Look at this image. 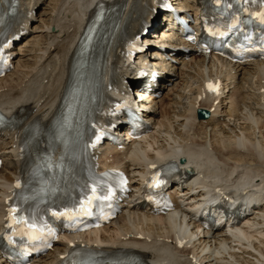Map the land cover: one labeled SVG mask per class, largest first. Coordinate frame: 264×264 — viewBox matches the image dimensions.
<instances>
[{"label": "bare ground", "instance_id": "bare-ground-1", "mask_svg": "<svg viewBox=\"0 0 264 264\" xmlns=\"http://www.w3.org/2000/svg\"><path fill=\"white\" fill-rule=\"evenodd\" d=\"M171 1L180 11H196L195 0ZM158 3L21 0L17 9L15 0H3L0 55L10 37L23 32L20 40L27 34L30 38L9 50L15 68L0 78V112L13 118L11 127L0 131V231L4 223L12 233L27 229L15 222L20 217L39 226L45 211L82 213L76 209L90 194L86 185L99 182L113 195L117 173L125 176L129 189L122 213L110 225L59 239L31 264H101L94 260L96 253L108 258L126 252L151 264H264V62L197 55L173 32L163 31L159 39L163 18L156 14ZM42 6L38 16L36 9ZM113 8L118 21L109 31L101 66L78 46L85 28L89 40L97 36L102 19L90 20L94 11ZM258 11L264 12V0H259ZM144 18L151 20V31L140 45L146 49L126 64V47ZM149 66L158 69L157 81L150 85L153 93L160 94L166 84L177 87L176 78L182 83L168 114L159 119L163 102L152 99L143 115L147 135L121 147H96L104 127L118 123L121 128L116 109L127 98L128 87L137 85L135 74ZM206 78L214 80L218 91L203 90ZM184 95L192 99L187 108ZM197 108L205 109L208 118L198 120ZM7 122L0 117V124ZM52 158L58 161L55 166ZM181 158L168 188L174 209L155 215L140 208L145 177ZM207 194L248 199L251 213L244 225L227 231L201 229L194 210ZM0 264H7L1 253Z\"/></svg>", "mask_w": 264, "mask_h": 264}, {"label": "snow or ice", "instance_id": "snow-or-ice-1", "mask_svg": "<svg viewBox=\"0 0 264 264\" xmlns=\"http://www.w3.org/2000/svg\"><path fill=\"white\" fill-rule=\"evenodd\" d=\"M257 17L260 19L261 23H264V12H260L256 14ZM209 91H215L216 89L213 87V85L209 84L208 86ZM62 167V165H59ZM156 178H153V186L156 183ZM17 187H19V183H17L16 185ZM86 187L90 188V194H88L86 196V199H82L80 201V206L79 209H76V211L78 212H87V210L89 209V207L92 205L93 201H97V200H108L110 199L112 192L111 189L109 188L107 190V192H104L101 187H100V183L99 182H95L91 185H86ZM98 190L100 192V194H98ZM49 191H52V189H49ZM11 213H15L16 209L13 208L10 210ZM55 216H68L70 215V213L68 211H64V212H53L52 213ZM18 224H23V225H27V229H28V234L32 237V238H38L37 234L40 233L42 234L45 229L47 228L46 225H44L43 227H40L37 225L36 222L34 221H26L24 219V217H20L19 220L15 221ZM11 227V225H10ZM48 231L50 232L51 230L48 229Z\"/></svg>", "mask_w": 264, "mask_h": 264}, {"label": "rangeland", "instance_id": "rangeland-1", "mask_svg": "<svg viewBox=\"0 0 264 264\" xmlns=\"http://www.w3.org/2000/svg\"><path fill=\"white\" fill-rule=\"evenodd\" d=\"M44 10V7H39L36 9V14L39 16V14L41 12H43ZM34 24H38V23H34ZM30 38V36L27 34V36H25L20 42L21 45H24L26 43H28V39ZM152 51V49L149 50V52ZM175 82L178 84L177 87L174 85V83H171L169 84V86L166 84V88H162L161 90V94L158 98V101L160 102H163V108H162V105L160 103V106H159V113H160V116H159V119H161V117H164L166 114H168V106L169 104H171L174 100V95L175 94H178V89L182 86L181 84V81H179L178 78L175 79ZM172 87V88H171ZM182 102H183V105L187 108L188 106H190V104L192 103V99L190 97V95H184L183 99H182ZM191 102V103H190ZM189 103V104H188ZM188 104V105H187ZM166 106V107H164ZM161 108L163 109V111L165 112H161ZM167 109V110H166ZM163 113V114H161Z\"/></svg>", "mask_w": 264, "mask_h": 264}, {"label": "water", "instance_id": "water-1", "mask_svg": "<svg viewBox=\"0 0 264 264\" xmlns=\"http://www.w3.org/2000/svg\"><path fill=\"white\" fill-rule=\"evenodd\" d=\"M203 115L202 111H198V118H201Z\"/></svg>", "mask_w": 264, "mask_h": 264}]
</instances>
